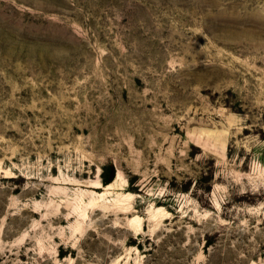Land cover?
Returning a JSON list of instances; mask_svg holds the SVG:
<instances>
[{
	"label": "rangeland",
	"instance_id": "rangeland-1",
	"mask_svg": "<svg viewBox=\"0 0 264 264\" xmlns=\"http://www.w3.org/2000/svg\"><path fill=\"white\" fill-rule=\"evenodd\" d=\"M0 264H264V0H0Z\"/></svg>",
	"mask_w": 264,
	"mask_h": 264
},
{
	"label": "bare ground",
	"instance_id": "bare-ground-1",
	"mask_svg": "<svg viewBox=\"0 0 264 264\" xmlns=\"http://www.w3.org/2000/svg\"><path fill=\"white\" fill-rule=\"evenodd\" d=\"M97 185V184H96ZM98 186V185H97ZM99 187V186H98ZM100 187H101V185H100ZM126 197H131V194L130 193H126V194H124ZM154 210H156V212L158 213V212H164V209L160 206H158V208H154ZM156 212H154V213H152L151 214V217L152 218H154L155 216H157V213ZM166 212V211H165ZM165 215V214H164ZM138 218V216L136 215V216H134L133 218H132V220H136Z\"/></svg>",
	"mask_w": 264,
	"mask_h": 264
},
{
	"label": "water",
	"instance_id": "water-1",
	"mask_svg": "<svg viewBox=\"0 0 264 264\" xmlns=\"http://www.w3.org/2000/svg\"><path fill=\"white\" fill-rule=\"evenodd\" d=\"M114 175H115V173H112V175H111V179L114 177Z\"/></svg>",
	"mask_w": 264,
	"mask_h": 264
}]
</instances>
